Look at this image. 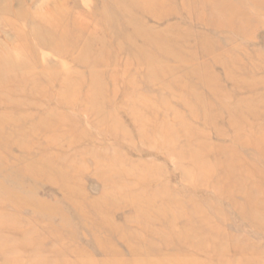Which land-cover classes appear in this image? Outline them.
<instances>
[{
	"label": "rangeland",
	"instance_id": "1",
	"mask_svg": "<svg viewBox=\"0 0 264 264\" xmlns=\"http://www.w3.org/2000/svg\"><path fill=\"white\" fill-rule=\"evenodd\" d=\"M0 264H264V0H0Z\"/></svg>",
	"mask_w": 264,
	"mask_h": 264
}]
</instances>
